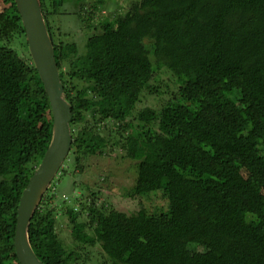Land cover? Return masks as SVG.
Segmentation results:
<instances>
[{
  "label": "trees",
  "instance_id": "trees-1",
  "mask_svg": "<svg viewBox=\"0 0 264 264\" xmlns=\"http://www.w3.org/2000/svg\"><path fill=\"white\" fill-rule=\"evenodd\" d=\"M38 1L72 106L73 144L30 224L37 257L75 264L57 232L55 189L115 158L136 166L130 199L157 204L128 215L97 204L90 187L80 200L59 199L74 241L100 246L104 264H264V0H125L127 11L104 21V0H75L84 47L52 24L65 0ZM13 38L25 50L0 45V264H21L18 206L53 136L17 5L0 0V41ZM162 71L177 91L161 112L135 114L159 91L152 82Z\"/></svg>",
  "mask_w": 264,
  "mask_h": 264
},
{
  "label": "rangeland",
  "instance_id": "rangeland-1",
  "mask_svg": "<svg viewBox=\"0 0 264 264\" xmlns=\"http://www.w3.org/2000/svg\"><path fill=\"white\" fill-rule=\"evenodd\" d=\"M141 1L142 0H132L133 3L138 4ZM130 3L131 1L125 0H104L102 4L98 2L99 10L96 17L101 21L112 20L116 15L124 14ZM78 9L79 6L75 0H65V5L61 8L63 15L53 20L52 24L54 23L55 29H59L62 33L69 35L66 38L67 40L77 42L80 47H84L87 39L86 35L89 31L82 27L75 15ZM21 42L22 40L13 38L10 41H0V45L16 49L20 54H24L25 48ZM153 88H159V91L154 93L152 92L154 91ZM152 89V91L144 95L135 114L139 115L146 109H154L161 112L165 102L177 91L176 82H174L165 71L160 72L155 77V80L152 82ZM104 160L105 161L101 160L100 162L92 163V167H90V169L88 168L89 171L83 178L77 177V179H74L75 177H72L68 179V177H64L59 189L56 188L54 192L58 201L53 202L51 208H55L57 210L56 212H59L57 232L60 236V240H62L64 250L67 253H73L75 258L77 257L75 264L76 261H79L77 264H104L107 261L100 246H83L74 241L67 227V219L62 216L63 208L65 207L62 199L59 200L62 195L67 199L68 195L74 193L75 197L80 200V198L85 196H83V194H86L85 190L87 191V188L90 187L96 193L98 192L97 204L102 205L106 203L110 208L124 211L128 215L138 213L143 209V204L146 203V205H148V202L155 203V200H157L155 197L148 196L140 203L133 202L129 195L135 182V174L137 173H135V164L130 161H126L127 164H122L123 162L120 163V160H116L115 158ZM120 164L123 167L121 170L118 168ZM97 166L99 167V175H97L98 170L96 172ZM99 176H101L100 183L97 181ZM57 178H59V176ZM55 181L56 179L53 181V184ZM71 185H73L71 187L73 190L70 189ZM68 197L70 198V196ZM87 199L89 198L83 201ZM88 203L91 204L92 202L88 200ZM78 205L79 203L74 206L78 207Z\"/></svg>",
  "mask_w": 264,
  "mask_h": 264
},
{
  "label": "water",
  "instance_id": "water-1",
  "mask_svg": "<svg viewBox=\"0 0 264 264\" xmlns=\"http://www.w3.org/2000/svg\"><path fill=\"white\" fill-rule=\"evenodd\" d=\"M25 28L26 40L50 100L53 136L50 146L26 189L17 214L14 246L21 264H44L35 254L30 242V224L44 195L58 176L71 152L73 137L72 106L66 100L55 57V49L38 0H15Z\"/></svg>",
  "mask_w": 264,
  "mask_h": 264
}]
</instances>
